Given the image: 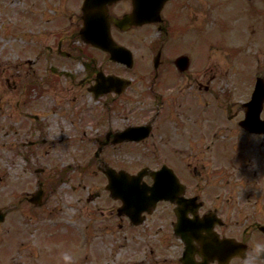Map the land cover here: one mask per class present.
<instances>
[{"label": "flooded vegetation", "instance_id": "obj_1", "mask_svg": "<svg viewBox=\"0 0 264 264\" xmlns=\"http://www.w3.org/2000/svg\"><path fill=\"white\" fill-rule=\"evenodd\" d=\"M86 1L29 0V68L24 84L16 74L6 80L18 94L9 120L24 130L14 129L15 154L34 179L4 210L18 216L26 205L30 264L77 257L88 244L95 257L97 237L100 249L125 254L129 228L145 236L140 251L150 242L167 249L166 264H183L185 253L191 264H264V132L243 124L255 84L237 104L217 74L204 73V0ZM135 11L138 19L122 22ZM105 33L133 58L118 51L114 60L82 38ZM129 174L142 190L131 211ZM75 175L100 179L61 193L83 195L96 223L78 222L81 196L79 214L62 222L54 197ZM18 222L11 238L22 235Z\"/></svg>", "mask_w": 264, "mask_h": 264}, {"label": "rangeland", "instance_id": "obj_2", "mask_svg": "<svg viewBox=\"0 0 264 264\" xmlns=\"http://www.w3.org/2000/svg\"><path fill=\"white\" fill-rule=\"evenodd\" d=\"M28 2L29 0H0V99H2L0 103V207L4 208L17 205L18 196L22 195L29 186V182L33 183L34 179L32 175L23 173L25 161L15 154V151L20 149V144L14 138V129L20 134L24 130L9 120L10 108L18 99V94L14 93L6 81L12 74H16L18 83L24 84L26 70L29 68L27 59L30 54L27 39L30 34L28 28L30 21L26 17ZM205 72L217 74L220 89L233 91V101L237 104L244 101V89L251 85L255 79L254 75L264 77V0H252L251 4L247 0H204ZM214 103L217 104V101ZM3 110L4 113H2ZM21 136L23 137V134ZM83 155L82 153V157ZM86 161L84 157L81 163ZM54 164L48 161L49 167ZM64 180H67L66 184L59 186V194L54 197L59 201V208L63 209L65 218L61 217L62 222L67 224L72 217L79 214L81 206L78 204L80 203L78 199L81 196L82 206L84 203V215L78 222L80 224L96 223L92 215H87L93 213V205L85 204L84 196L78 195L77 190L80 188L79 182L80 186L91 187L100 179L97 178V182L93 180L91 183L86 177L79 178L75 175L73 178H64ZM72 186L77 187L76 193L63 197L61 193L71 191ZM75 205L77 210L72 207ZM21 209L22 215L12 214L0 227V264L31 263L30 259L24 255L25 234H22L26 229V222L29 221L26 215L28 210L25 204L21 205ZM14 219L19 221L18 228L22 235L13 236V239L11 238L13 234L11 235L8 230ZM140 232V229L129 228L127 235H122L123 238L126 235L129 242L128 251L125 254L119 251L120 253L113 255L106 247L100 249L104 243L97 237L95 257H91L88 244L84 248L85 251L81 249L77 257L66 260L65 256L57 255L58 257L54 259L50 256L46 264H59L60 261L62 264H166L164 261L168 260L167 249L161 248L158 251L155 244L150 242L143 246L141 251L139 250V244L145 237ZM94 234L98 235L92 231L90 238H94ZM87 236L89 237V234ZM92 246L95 248L94 245ZM170 258L172 259V255ZM41 262L45 264L44 259Z\"/></svg>", "mask_w": 264, "mask_h": 264}, {"label": "water", "instance_id": "obj_3", "mask_svg": "<svg viewBox=\"0 0 264 264\" xmlns=\"http://www.w3.org/2000/svg\"><path fill=\"white\" fill-rule=\"evenodd\" d=\"M87 40H88V42H92V43H94L96 45H99V46L105 48V49L107 48L106 44H105L106 42L104 43V42H101V41L89 40V38H87ZM107 49H110V48H107ZM259 85H260V87L258 88L259 89V91H258L259 93L257 94V96L260 97V99L262 100L263 97H264V85H263L262 82H259ZM4 219H5V214L0 210V222H3Z\"/></svg>", "mask_w": 264, "mask_h": 264}, {"label": "clouds", "instance_id": "obj_4", "mask_svg": "<svg viewBox=\"0 0 264 264\" xmlns=\"http://www.w3.org/2000/svg\"><path fill=\"white\" fill-rule=\"evenodd\" d=\"M64 258L67 260V259H70V256H68V255L66 254Z\"/></svg>", "mask_w": 264, "mask_h": 264}]
</instances>
